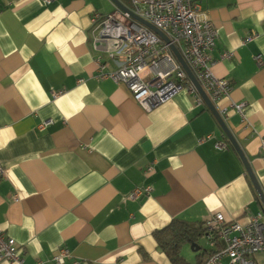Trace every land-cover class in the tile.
<instances>
[{
    "label": "crops",
    "instance_id": "obj_1",
    "mask_svg": "<svg viewBox=\"0 0 264 264\" xmlns=\"http://www.w3.org/2000/svg\"><path fill=\"white\" fill-rule=\"evenodd\" d=\"M191 1L216 29L212 73L231 86L215 108L264 196V0ZM117 9L111 0H0V232L23 264H54L60 249L71 253L65 264H172L153 237L172 220L204 226L221 214L244 224L263 208L205 104L178 92L145 112L104 76L117 64L94 50L91 19ZM231 103H246L243 118ZM142 186L148 197L123 202ZM222 246L204 235L180 255L200 264ZM254 260L264 264V254Z\"/></svg>",
    "mask_w": 264,
    "mask_h": 264
},
{
    "label": "built area",
    "instance_id": "obj_2",
    "mask_svg": "<svg viewBox=\"0 0 264 264\" xmlns=\"http://www.w3.org/2000/svg\"><path fill=\"white\" fill-rule=\"evenodd\" d=\"M42 1L46 5L52 2ZM128 1L129 10L158 29L169 42H164L121 10L117 9L104 16L94 15L91 19L94 50L105 53L110 61L117 64V68L104 75L105 77L125 85L133 101L145 112H150L178 92L191 94L196 106L204 105L201 96L175 59L170 49L173 46L214 107L228 97L230 83L212 73L210 53L215 46L216 29L200 3L191 0ZM231 56V53H224L222 58ZM256 63L260 64L258 57ZM230 107L241 118L244 117L246 103H231ZM218 114L224 120L225 111H218ZM48 124L49 121H45L37 129L42 131ZM261 144L264 148V138ZM214 146L217 150L229 147L226 141L215 142ZM151 170L148 168L147 172ZM2 176L3 169L0 166V180ZM151 191V186L136 187L122 200L127 202L148 197ZM204 228L205 236L212 244L215 240L223 243L208 258L206 264H221L223 258H227V264H257L254 257L264 254L263 208L250 215L244 224L237 221L227 223L221 214H215L204 222ZM69 258L71 253L60 249L52 261L54 264H65ZM2 261L23 264L15 241L0 232V262Z\"/></svg>",
    "mask_w": 264,
    "mask_h": 264
},
{
    "label": "trees",
    "instance_id": "obj_3",
    "mask_svg": "<svg viewBox=\"0 0 264 264\" xmlns=\"http://www.w3.org/2000/svg\"><path fill=\"white\" fill-rule=\"evenodd\" d=\"M204 235L203 225H194L178 219L172 220L164 229L153 233L158 247L167 254L172 264H188L180 255L182 246L195 244ZM213 253L200 264H205Z\"/></svg>",
    "mask_w": 264,
    "mask_h": 264
},
{
    "label": "water",
    "instance_id": "obj_4",
    "mask_svg": "<svg viewBox=\"0 0 264 264\" xmlns=\"http://www.w3.org/2000/svg\"><path fill=\"white\" fill-rule=\"evenodd\" d=\"M119 10H121L122 12L128 13L130 15V17L136 21L137 23L147 27L148 29H150L152 32H154L157 36H159L161 39H163L164 42L168 43V39L165 37V35L163 33H161L158 29H156L155 27H153L151 24L147 23L146 21L140 19L139 17H137L136 15H134L129 9H126L124 7H122L120 5V3L117 0H111ZM175 59L177 60V62L179 63V65L181 66V68L183 69V71L186 73L187 77L190 79L191 83L194 85L195 89L197 90V92L199 93V95L201 96L203 103L205 104V106L207 107V109L212 113V115L215 117V119L217 120V122L219 123L220 127L222 128V130L224 131L228 142L230 144V146L238 153L240 159L242 160L246 172L249 176V179L251 181V183L253 184V187L255 189V191L257 192L258 196H259V200L263 206L264 209V196L260 190V187L257 183V180L254 176V174L252 173L249 164L244 156V154L242 153L241 149L239 148V146L237 145V143L235 142V140L233 139L232 135L230 134L229 130L227 129L225 123L223 122L222 118L219 116L216 108L214 107V105L209 101V99L206 97V95L204 94V92L202 91V89L200 88V86L198 85V83L196 82V80L194 79L191 71L189 70V68L187 67V65L185 64V62L183 61V59L181 58V56L179 55V53L176 51V49L171 46L170 47ZM192 246H194L195 244H191Z\"/></svg>",
    "mask_w": 264,
    "mask_h": 264
},
{
    "label": "rangeland",
    "instance_id": "obj_5",
    "mask_svg": "<svg viewBox=\"0 0 264 264\" xmlns=\"http://www.w3.org/2000/svg\"><path fill=\"white\" fill-rule=\"evenodd\" d=\"M199 244L203 246V243L201 241L199 242Z\"/></svg>",
    "mask_w": 264,
    "mask_h": 264
}]
</instances>
